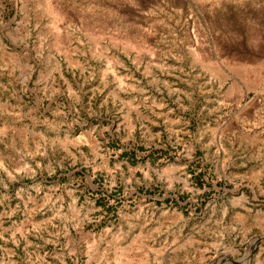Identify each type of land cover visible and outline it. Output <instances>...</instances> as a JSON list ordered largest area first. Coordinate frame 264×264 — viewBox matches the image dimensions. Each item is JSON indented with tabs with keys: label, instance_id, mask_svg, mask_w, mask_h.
Masks as SVG:
<instances>
[{
	"label": "rangeland",
	"instance_id": "obj_1",
	"mask_svg": "<svg viewBox=\"0 0 264 264\" xmlns=\"http://www.w3.org/2000/svg\"><path fill=\"white\" fill-rule=\"evenodd\" d=\"M263 236L264 0H0V264H264Z\"/></svg>",
	"mask_w": 264,
	"mask_h": 264
},
{
	"label": "crops",
	"instance_id": "obj_2",
	"mask_svg": "<svg viewBox=\"0 0 264 264\" xmlns=\"http://www.w3.org/2000/svg\"><path fill=\"white\" fill-rule=\"evenodd\" d=\"M150 116L152 117V119L150 118ZM148 120L150 123L164 122L165 124H175V123H179V122H187L185 117H182L181 115H179V113L176 114L175 112L172 111V108L170 106H167V105L157 107L156 109L152 108V112L149 114ZM180 132H181V130H180ZM180 158H183V156L180 155ZM197 158H199V157H197ZM195 159H196V157H195ZM191 171H193V170L191 169ZM253 174H255V171L253 172ZM256 174H258V173H256ZM252 195H253V197H255V193H253ZM245 199L247 200V198H245ZM255 247H254V249H255Z\"/></svg>",
	"mask_w": 264,
	"mask_h": 264
},
{
	"label": "water",
	"instance_id": "obj_3",
	"mask_svg": "<svg viewBox=\"0 0 264 264\" xmlns=\"http://www.w3.org/2000/svg\"><path fill=\"white\" fill-rule=\"evenodd\" d=\"M261 238L264 239V237H261ZM254 247H255V243L251 246L250 253L245 257V259H248L250 257V254L253 252ZM228 258L232 264H240V262H241V260H234L230 257H228Z\"/></svg>",
	"mask_w": 264,
	"mask_h": 264
}]
</instances>
